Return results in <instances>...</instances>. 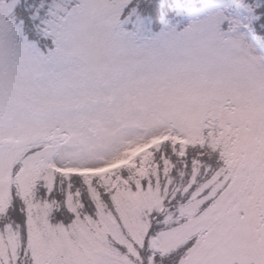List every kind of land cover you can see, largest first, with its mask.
I'll list each match as a JSON object with an SVG mask.
<instances>
[{
  "label": "snow or ice",
  "instance_id": "snow-or-ice-1",
  "mask_svg": "<svg viewBox=\"0 0 264 264\" xmlns=\"http://www.w3.org/2000/svg\"><path fill=\"white\" fill-rule=\"evenodd\" d=\"M0 264H264V0H0Z\"/></svg>",
  "mask_w": 264,
  "mask_h": 264
}]
</instances>
